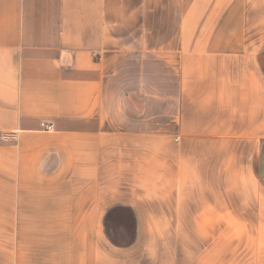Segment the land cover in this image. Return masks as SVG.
Segmentation results:
<instances>
[{
	"label": "crops",
	"instance_id": "1",
	"mask_svg": "<svg viewBox=\"0 0 264 264\" xmlns=\"http://www.w3.org/2000/svg\"><path fill=\"white\" fill-rule=\"evenodd\" d=\"M229 229L264 264V0H0V264H224Z\"/></svg>",
	"mask_w": 264,
	"mask_h": 264
},
{
	"label": "rangeland",
	"instance_id": "2",
	"mask_svg": "<svg viewBox=\"0 0 264 264\" xmlns=\"http://www.w3.org/2000/svg\"><path fill=\"white\" fill-rule=\"evenodd\" d=\"M235 177V176H234ZM235 178H232L230 174H225V194L228 193V194H231L232 192H235L237 191V188H236V183H235ZM244 190L247 188H249V185H246L245 187H243ZM256 189V188H255ZM251 190V189H250ZM230 204H227L225 203V207H228ZM125 217V216H124ZM231 217L232 215H229V214H225V222H229L231 221ZM126 218V217H125ZM127 219V218H126ZM128 225L127 223L124 224L125 220L123 221H115V220H112L111 223H110V227L111 229L115 232V231H119L122 229L124 231V233H128L132 230L131 228V221L130 219L128 218ZM127 222V221H126ZM239 232L238 231H234V230H225L223 232V236H224V264H233L232 260H233V255H234V258H236V260H238V255L236 253L233 252L234 248H235V245H233L234 243H232V240L238 236ZM240 234H242V232H240ZM252 251V249H251ZM234 253V254H233ZM245 254L242 253L241 254V257L244 256ZM251 259H254V256H252ZM253 261V260H252ZM236 264L237 261H235ZM240 264H243V261L241 259V262Z\"/></svg>",
	"mask_w": 264,
	"mask_h": 264
},
{
	"label": "trees",
	"instance_id": "3",
	"mask_svg": "<svg viewBox=\"0 0 264 264\" xmlns=\"http://www.w3.org/2000/svg\"><path fill=\"white\" fill-rule=\"evenodd\" d=\"M129 218L131 221V228L132 230L128 233H124V231L121 229L119 231H113L110 227V223L112 220L121 219V217ZM124 220V219H122ZM107 233L110 237V239L113 241V243L118 245H128L132 243L135 239V219L133 216V212L129 208L125 207H117L114 208L107 217Z\"/></svg>",
	"mask_w": 264,
	"mask_h": 264
},
{
	"label": "built area",
	"instance_id": "4",
	"mask_svg": "<svg viewBox=\"0 0 264 264\" xmlns=\"http://www.w3.org/2000/svg\"><path fill=\"white\" fill-rule=\"evenodd\" d=\"M42 127L45 129V130H53L54 129V125L52 123H46V122H42Z\"/></svg>",
	"mask_w": 264,
	"mask_h": 264
}]
</instances>
